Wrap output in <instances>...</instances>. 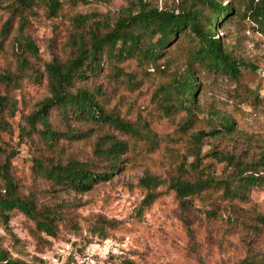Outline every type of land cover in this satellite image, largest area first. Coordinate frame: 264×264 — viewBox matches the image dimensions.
<instances>
[{"label": "rangeland", "instance_id": "1", "mask_svg": "<svg viewBox=\"0 0 264 264\" xmlns=\"http://www.w3.org/2000/svg\"><path fill=\"white\" fill-rule=\"evenodd\" d=\"M34 1L21 10L12 0H0V197L8 177L21 197L39 207L56 205L65 219L49 236L13 210L6 227L0 221V247L8 257L28 264H264V184L243 200L224 197L219 189L193 197L187 206L168 188L175 178L194 181L206 173L230 178L233 165L220 153L242 163L262 158L264 31L247 16V0H216L239 12L217 26V36L244 66L237 81L200 64L191 67L199 86L188 124H182L187 118L182 106L170 112L160 106L161 87L192 63L194 41L181 35L156 64L119 62L117 72L124 75L109 74L104 56L100 71L77 85L99 89L104 110L124 127L65 121L53 108L48 117L53 130L72 127L88 136L61 137L52 145L37 131L39 123L33 129L27 122L50 95L45 65L72 59L80 35L88 38L97 27L103 32L137 0H59L54 12L45 0ZM142 1L178 12L190 0ZM28 41L36 51L28 49ZM226 117L233 122L230 132L220 129ZM213 129L220 132L210 134ZM200 131L205 134L196 141ZM115 141L127 147L118 169L85 193L52 185L33 166L36 158L62 164L76 159L104 172L102 151ZM145 175L163 181L150 205L143 204L146 189L139 182Z\"/></svg>", "mask_w": 264, "mask_h": 264}, {"label": "trees", "instance_id": "2", "mask_svg": "<svg viewBox=\"0 0 264 264\" xmlns=\"http://www.w3.org/2000/svg\"><path fill=\"white\" fill-rule=\"evenodd\" d=\"M58 1L45 0L51 12L57 9ZM34 2V0H12V6L14 9L24 10L30 8ZM195 2H198L197 5H194ZM135 4L127 7L123 15L113 24L108 25L103 32L97 27V30L92 28L88 32V38L80 35L72 59L65 63L52 60L45 65L50 95L27 117V122L33 129L36 128L37 123L41 125L42 129L37 131L42 132L48 144H54L61 137L80 140L88 136V131L79 132L72 127L62 133L53 130L48 121L49 111L53 108L65 121H93L124 127L123 123H119L112 114L104 110L99 89L77 85L85 77L100 71L104 56L109 60V74L113 72L116 76L124 75L125 73L117 72L121 70L117 65L119 62L135 58L140 63L156 64L165 47L174 40L177 42L181 35L190 36L194 41L192 63H188L184 72L174 77L168 86L161 87L163 90L161 108L170 112L182 106L187 113V118L182 124H188L191 120V108L199 86L192 66L200 64L214 73L227 75L235 81L241 77L240 67L244 64L227 50L225 43L217 36V26L233 15H239V12L233 13V8L222 5L216 0H190L185 7L179 6L178 12L159 9L142 0H137ZM199 5L209 10L208 15L203 14ZM245 8L247 16L264 31V0H247ZM27 46L30 51H36L30 41L27 42ZM3 102L0 101V105ZM221 128L227 132L232 131V120L226 117ZM219 132L213 129L210 134ZM204 134L203 131L198 132L195 136L196 141H201ZM126 148L125 143L115 141L102 151L101 158L107 167V171L104 172L95 171L89 163L76 159H69L62 164L49 159L36 158L33 159V166L36 172L52 185L62 190L85 193L112 176L118 169L120 156ZM198 152L200 149L197 150V154ZM220 155L221 160L233 165L230 178L215 179L206 173L205 177H198L194 181L179 178L169 181L168 188L174 191L181 205L187 206L193 197L219 189L224 197L243 200L252 188L264 184V173L260 165L261 160L264 159V150L261 160L247 163L234 160L231 155L224 153ZM139 182L146 189L143 204H152L160 196L158 187L163 181L159 177L145 175ZM5 190V194L0 197V221L5 227L13 210L17 209L34 222L36 230L49 236L55 235L56 227L65 219L56 205L39 207L32 198L21 197L8 177L5 180ZM0 264L28 263L9 258L6 250L0 247ZM245 264H248V261Z\"/></svg>", "mask_w": 264, "mask_h": 264}]
</instances>
